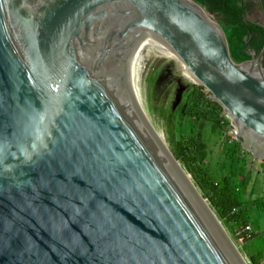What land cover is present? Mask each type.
<instances>
[{"label": "water", "instance_id": "1", "mask_svg": "<svg viewBox=\"0 0 264 264\" xmlns=\"http://www.w3.org/2000/svg\"><path fill=\"white\" fill-rule=\"evenodd\" d=\"M150 37L264 160V49L194 1L0 0V264H249L131 81Z\"/></svg>", "mask_w": 264, "mask_h": 264}, {"label": "trees", "instance_id": "2", "mask_svg": "<svg viewBox=\"0 0 264 264\" xmlns=\"http://www.w3.org/2000/svg\"><path fill=\"white\" fill-rule=\"evenodd\" d=\"M192 1L200 5L208 17L224 29L232 58L237 64L252 59L248 52L256 53L257 56L261 54L264 49V28L247 20L250 4L244 0ZM188 86L190 89L187 90V105L180 110L179 122H174L171 116L169 123L166 124L169 126L166 132L172 153L191 174L196 187L224 225L237 248L239 249L240 236L244 238L243 246L246 248L247 243L254 239V235L252 232H245L250 224L242 208L241 197L237 193L239 190L235 181L237 173L220 176L214 167L215 164H219L224 169L230 167L235 170L236 161L245 156L242 140L232 141L226 135L232 122L224 114V108L213 101L209 92L206 93L203 86L195 83H188ZM161 113L160 111V117ZM201 120L211 125V133H216L219 138L222 136V147L226 153L224 159L219 158V155L210 158L208 144L198 133ZM244 253L249 264H264L262 251L254 252L252 255L246 251Z\"/></svg>", "mask_w": 264, "mask_h": 264}, {"label": "rangeland", "instance_id": "3", "mask_svg": "<svg viewBox=\"0 0 264 264\" xmlns=\"http://www.w3.org/2000/svg\"><path fill=\"white\" fill-rule=\"evenodd\" d=\"M211 20L214 21L212 18ZM157 51L158 50L154 48L153 50H150L149 52L146 53L145 58H144V64H143L145 65L144 66L145 70L143 72L141 83H140V91L142 95L144 94L143 95L144 98L146 99L150 107L153 108V110H154L153 101H151L150 99V94H152L153 88L150 87V81L160 70H162V73L166 71H172L173 78L181 80L182 85L186 86L188 89H190V87L187 84L193 83L192 81L184 77L183 75L184 73L181 68V64L179 62H177L176 60L165 58L164 56L159 54ZM162 73H160V75ZM163 90H164V86H161L160 91H158L155 94L156 99L160 98V94L163 92ZM171 91L172 89L170 90V92ZM205 92L208 93L206 89H205ZM172 110H170L169 107L165 108V107L160 106V111L162 112L161 118L159 117V115L156 114V119H155L156 130L161 135V137L166 141L170 149H171V145L168 139V133L166 132L167 127L169 126L165 125L163 121L166 120V118L164 119L165 116H169L172 113ZM224 114H226L225 111H224ZM176 117H179V116L176 115ZM176 122H179V120H176ZM232 125L229 128L228 135L229 133L232 134L231 132ZM211 131H212L211 125L205 123L204 128L202 129L201 135L202 137L205 136V141L207 142L208 147L212 146V148L217 150V153H218V151L221 150V146L220 144H214L213 140L215 139V136H213L212 134H209L211 133ZM205 132H206V135H205ZM208 134L209 136L206 137ZM221 139H222V136H221ZM243 150H245L244 152L245 160H247L248 158V162H245L246 165L245 167H243L245 168V171H243V168H242V161L244 160H242L241 158L239 161H236L235 170H233L230 167L228 169H224L219 164H215L214 167L217 169L218 174L220 176L226 175L229 173H238L235 178V181L237 182V185L239 186V190L237 193H238V196L241 197V202L243 204L242 208L250 210V212L249 211L245 212L246 218L248 219L249 224L252 226L251 232L255 234L254 239L250 241L249 243H247L246 248L242 244H239V249L243 253L244 251H246V253H249L250 255H252L254 252L258 253L264 249V165L257 160L250 163L249 156L251 155V153L245 148H243ZM247 151L249 153H247ZM217 153L213 154V157ZM224 154H225L224 152L219 154V158L222 157V159H224L226 157L224 156ZM248 163H250V166L248 165ZM251 168L254 171V176L252 175Z\"/></svg>", "mask_w": 264, "mask_h": 264}, {"label": "flooded vegetation", "instance_id": "4", "mask_svg": "<svg viewBox=\"0 0 264 264\" xmlns=\"http://www.w3.org/2000/svg\"><path fill=\"white\" fill-rule=\"evenodd\" d=\"M244 1H246L247 4H250L247 20L250 21L251 23H257L258 25L262 24L264 22V16L259 1L258 0H244ZM160 73H162V70H160L150 81V87L153 88V92L152 94H150V99L151 101H153L154 110L156 111V114L159 115V117H160V106H165V108L169 107L170 110L173 109L172 113L169 116L164 117V119L166 118V120L163 122L166 125L167 123H169V118L171 116H173L174 122L176 120H179V117H176V115L180 116V110H183L184 106L187 105L186 99L188 94L187 91L188 88L182 85L181 80L173 78L172 71L163 72L161 75ZM161 86H164V90L160 94V98L156 99L155 94L158 91H160ZM171 89L172 91L170 92ZM177 97L181 98V102L178 105L176 103ZM205 123L206 122L202 120L199 122L198 133H200L199 130H202L204 128ZM168 128L169 127H167V129ZM226 135L228 136V132H226Z\"/></svg>", "mask_w": 264, "mask_h": 264}, {"label": "bare ground", "instance_id": "5", "mask_svg": "<svg viewBox=\"0 0 264 264\" xmlns=\"http://www.w3.org/2000/svg\"><path fill=\"white\" fill-rule=\"evenodd\" d=\"M208 16V15H207ZM157 49L158 53L164 56L165 58H169L172 60H176L181 64V68L183 70V75L186 79H189L193 83L195 82L194 77L190 74L189 70L185 67V65L177 58L175 53L173 52L172 48L166 44L164 41L161 39L155 38V37H150L146 39V42L143 44V47L140 49L136 57L134 58V61L132 63V74H131V81L136 85V87L140 91V83H141V78L143 75V72L145 70L144 66V58L147 52L153 49ZM161 51V53H160ZM141 92V91H140ZM144 95V94H143Z\"/></svg>", "mask_w": 264, "mask_h": 264}, {"label": "crops", "instance_id": "6", "mask_svg": "<svg viewBox=\"0 0 264 264\" xmlns=\"http://www.w3.org/2000/svg\"><path fill=\"white\" fill-rule=\"evenodd\" d=\"M207 124H208V122H206ZM210 125V124H209ZM207 132V131H206ZM206 132H205V135H206ZM228 132V131H227ZM201 133H199V136H200V138L201 139H205V136L204 137H202V135H200ZM209 134H212L213 136H215V139L213 140V142H214V144H220V146H221V150L220 151H218V153H217V150H215V149H213L212 148V146H209V153H210V158H212L213 157V154H215V153H217L215 156H218L219 154H221L222 152H224V147H222V139L221 138H219L218 136H217V134L216 133H209ZM209 134L206 136V137H208L209 136ZM229 137L231 136L230 135V133H229V135H228ZM231 138V140L232 141H234V140H237V139H234V138H232V137H230ZM242 148H244V147H242ZM225 153V152H224ZM247 153H249L248 151H247ZM226 154V153H225ZM224 154V156H226ZM247 157V156H246ZM241 159L242 160H244V161H242V168L243 167H245V165H246V163L245 162H248V158H247V160H245V156H241ZM249 160H250V163L251 162H253V161H256L255 160V158L253 157V155L251 154L250 156H249ZM250 163H248V165L250 166ZM260 163H262V162H260ZM263 165H264V163H262ZM243 171H245V168H243ZM251 171H252V175L254 176V171H253V169L251 168ZM245 173V172H244ZM238 174V173H237ZM241 176H243V175H241ZM238 179V178H237ZM239 187V186H238ZM238 191V190H237ZM244 211L245 212H250V210H247V209H244ZM250 227V229H252L251 227V225L249 226ZM253 231V230H252ZM254 232V231H253ZM254 236H255V234H253ZM254 238V237H253ZM242 245H244V244H242ZM262 251V254H263V257H264V249L263 250H261ZM260 251V252H261ZM245 254V253H244ZM246 255V254H245ZM248 255V254H247ZM247 257V256H246Z\"/></svg>", "mask_w": 264, "mask_h": 264}, {"label": "built area", "instance_id": "7", "mask_svg": "<svg viewBox=\"0 0 264 264\" xmlns=\"http://www.w3.org/2000/svg\"><path fill=\"white\" fill-rule=\"evenodd\" d=\"M225 115H226V117H228L227 114H225ZM234 131H236V129H235V127L232 125V131H231L232 134L230 133V135L232 136V138L235 137L234 139H236V133H235ZM258 161L264 163V160H258ZM245 232H247V233H251V229H250V227H247L246 230H245ZM239 235H240V234H239ZM248 237L250 238V235H249ZM244 241H245L244 238L240 236V237H239V243H240V244H244Z\"/></svg>", "mask_w": 264, "mask_h": 264}]
</instances>
